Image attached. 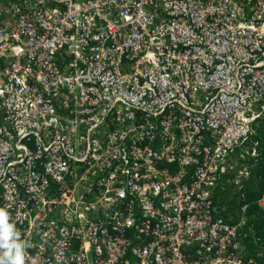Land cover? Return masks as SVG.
<instances>
[{
    "label": "built area",
    "instance_id": "built-area-1",
    "mask_svg": "<svg viewBox=\"0 0 264 264\" xmlns=\"http://www.w3.org/2000/svg\"><path fill=\"white\" fill-rule=\"evenodd\" d=\"M263 115L264 0H0L24 264H264L218 194L243 198Z\"/></svg>",
    "mask_w": 264,
    "mask_h": 264
},
{
    "label": "trees",
    "instance_id": "trees-1",
    "mask_svg": "<svg viewBox=\"0 0 264 264\" xmlns=\"http://www.w3.org/2000/svg\"><path fill=\"white\" fill-rule=\"evenodd\" d=\"M254 128L252 138L258 142L259 157L256 162H250L253 166L250 168L249 180L246 182L245 189L242 191L244 198L239 201V195H234L231 201H226L232 195V188L226 184L225 191L218 190V194L222 198L220 207L226 205L227 208L226 211L220 210L221 216L231 225L240 223L242 217L241 206L247 205L244 214L246 223L241 228V231L242 233L249 234L248 230L251 227L259 239V243L264 245V209L259 208L257 205V201L264 195V115L258 120ZM244 243L247 245L250 253H253L254 245L251 241V234L244 240Z\"/></svg>",
    "mask_w": 264,
    "mask_h": 264
},
{
    "label": "clouds",
    "instance_id": "clouds-1",
    "mask_svg": "<svg viewBox=\"0 0 264 264\" xmlns=\"http://www.w3.org/2000/svg\"><path fill=\"white\" fill-rule=\"evenodd\" d=\"M246 182L247 180L245 181V185H246ZM235 195H239V199H238L239 201L240 199L244 198V195H243V198L240 196V194H235ZM233 197L234 195L229 196L226 199V201L228 200L231 201ZM245 211L242 212V208H241V212H242L241 219L245 218L244 216ZM241 223L242 221L240 220L239 224ZM245 223L246 222H244L241 228L245 225ZM248 232L249 234H251V237L254 236L255 238H257L256 234L254 233L251 227L249 228ZM19 236H20L19 230L16 228L14 223L10 222V214L8 210L4 207H0V250H2L0 251V264H24V253H25V249L27 245L19 241L18 239Z\"/></svg>",
    "mask_w": 264,
    "mask_h": 264
},
{
    "label": "crops",
    "instance_id": "crops-1",
    "mask_svg": "<svg viewBox=\"0 0 264 264\" xmlns=\"http://www.w3.org/2000/svg\"><path fill=\"white\" fill-rule=\"evenodd\" d=\"M241 221H242V222H245V221H246V219H245V218H244V219H241Z\"/></svg>",
    "mask_w": 264,
    "mask_h": 264
}]
</instances>
